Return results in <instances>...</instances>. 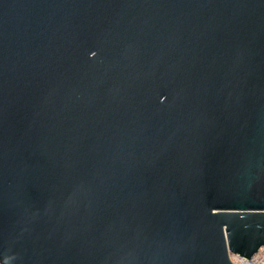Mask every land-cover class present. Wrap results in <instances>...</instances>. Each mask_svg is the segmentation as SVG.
Wrapping results in <instances>:
<instances>
[{
	"label": "water",
	"instance_id": "water-1",
	"mask_svg": "<svg viewBox=\"0 0 264 264\" xmlns=\"http://www.w3.org/2000/svg\"><path fill=\"white\" fill-rule=\"evenodd\" d=\"M263 243L264 0H0V264Z\"/></svg>",
	"mask_w": 264,
	"mask_h": 264
},
{
	"label": "built area",
	"instance_id": "built-area-1",
	"mask_svg": "<svg viewBox=\"0 0 264 264\" xmlns=\"http://www.w3.org/2000/svg\"><path fill=\"white\" fill-rule=\"evenodd\" d=\"M230 260L234 264H264V243L262 246L248 259L234 254H230Z\"/></svg>",
	"mask_w": 264,
	"mask_h": 264
}]
</instances>
